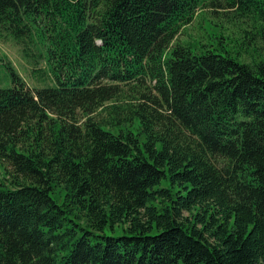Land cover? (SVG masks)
<instances>
[{
    "label": "trees",
    "instance_id": "16d2710c",
    "mask_svg": "<svg viewBox=\"0 0 264 264\" xmlns=\"http://www.w3.org/2000/svg\"><path fill=\"white\" fill-rule=\"evenodd\" d=\"M205 8L264 45V0H0L48 80L0 57V264H264V53L173 43Z\"/></svg>",
    "mask_w": 264,
    "mask_h": 264
},
{
    "label": "rangeland",
    "instance_id": "374dc122",
    "mask_svg": "<svg viewBox=\"0 0 264 264\" xmlns=\"http://www.w3.org/2000/svg\"><path fill=\"white\" fill-rule=\"evenodd\" d=\"M211 11L216 12H214L215 14H210L213 13ZM218 14H221L220 10H211L210 8L200 10L189 24L180 28L179 34L176 35L172 42L189 43L193 46L191 49L198 52L210 50L226 54L240 63H247L252 59H256L257 54L264 53V45L259 44L256 38L253 37L251 44H247L244 40L240 29L245 28L249 30V28L240 24H237V26L228 25L223 22L221 19L223 17ZM220 27L223 35L220 34ZM237 28H239V31ZM26 53L28 57H23L19 45L9 38H0V57H4V61L10 64L17 75L24 81L27 88L34 89L48 84V80L44 76L46 68L43 61L37 57V49L30 46L26 50ZM2 63L3 61H1ZM0 84L2 86L5 84L4 70L1 66ZM0 182L7 185V181L3 180L1 167ZM50 196L59 202L60 194L58 189H55ZM181 216L184 219L185 217L188 218L186 212H182ZM101 234L105 236H119L121 230L115 228L112 232L106 227L101 233H98V235Z\"/></svg>",
    "mask_w": 264,
    "mask_h": 264
}]
</instances>
